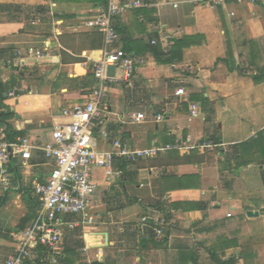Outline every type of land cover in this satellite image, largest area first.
I'll return each instance as SVG.
<instances>
[{"label":"crops","instance_id":"1","mask_svg":"<svg viewBox=\"0 0 264 264\" xmlns=\"http://www.w3.org/2000/svg\"><path fill=\"white\" fill-rule=\"evenodd\" d=\"M106 1L0 0V59L11 61L0 63V83L8 122L24 133L18 138L42 147L61 113L86 103L104 39L85 22ZM143 1L147 7L115 21L116 48L130 56L135 72L129 85L110 84V112L95 122L94 137L99 151L119 140L161 153L116 160L114 179L95 172L94 224L64 233L58 264H264V0L215 9L189 0ZM46 45L42 59L15 56ZM179 89L186 95L178 96ZM192 104L198 118L190 116ZM138 114L145 120L133 122ZM213 139L219 140L213 151L202 147ZM50 164L33 150L30 160L16 156L4 166L0 264L33 221V181L46 179ZM160 218L163 237L153 224ZM50 259L37 251L27 264Z\"/></svg>","mask_w":264,"mask_h":264},{"label":"built area","instance_id":"2","mask_svg":"<svg viewBox=\"0 0 264 264\" xmlns=\"http://www.w3.org/2000/svg\"><path fill=\"white\" fill-rule=\"evenodd\" d=\"M246 0H189L193 5H205L211 9L225 7L228 4H242ZM254 1V0H251ZM147 7L143 0H107L106 5L94 17L85 22L87 29L100 33L104 39L101 58L93 62V76L96 85L90 92L84 105L61 113V121H55L49 140L40 148L34 146L28 138H17L8 142L0 135V183L4 181L5 165L11 158L21 156L23 160L32 158L33 150L43 153L52 169L44 180L35 178L33 190L37 199L34 219L19 236L14 254L3 264H27L35 252L42 251L45 259L51 257V264H58L63 253L61 243L64 233L74 230L80 225L94 224L89 215V201L95 195L98 185L94 174L103 170L107 177L114 179L120 176L114 170L116 160L137 162L158 157L160 149L132 150L123 142L115 141L107 151H99L95 145L96 121L110 112L107 101L111 83L120 82L129 85L134 76L135 66L130 56L122 49L116 48L121 38L115 21L128 11ZM41 23V19H37ZM49 46L38 49L29 46L18 50L15 56H28L42 59L49 51ZM2 64H10L7 60ZM110 67H115L113 76L109 74ZM119 70L121 73H119ZM193 72L192 69H189ZM178 96L186 95L184 89L177 91ZM13 96V93L10 94ZM191 118L199 117V106L190 107ZM145 120L144 114L133 117V122ZM104 138L106 132H102ZM192 141V137H187ZM202 147L213 151L216 147L211 142L202 143ZM142 187L144 185H141ZM78 216L81 220L71 221L69 217ZM148 215L142 217L144 225L149 224ZM165 219L160 218L153 223L158 237H163L162 227Z\"/></svg>","mask_w":264,"mask_h":264},{"label":"trees","instance_id":"3","mask_svg":"<svg viewBox=\"0 0 264 264\" xmlns=\"http://www.w3.org/2000/svg\"><path fill=\"white\" fill-rule=\"evenodd\" d=\"M178 45H183L184 42H178L177 43ZM166 63H171L172 61L169 60V61H165ZM243 75H247V71H245L243 69V72H242ZM253 79L254 80H257L258 77H256V75H253ZM7 93V88L5 87L4 84L0 83V127L4 126L5 125V130H4V133H3V136H5L6 140H8L9 142H12L15 140V138H18V137H24V133H21V132H17L12 125H10V123L8 122L9 118L12 116V113L10 112L9 108L4 104L5 100L7 99L5 97V94ZM209 142H212L214 144H219V140L218 139H213V140H210ZM245 146V145H244ZM11 164L12 165H15L13 163V160L11 161ZM121 166L120 168L121 169H125L127 164L125 162L123 163H120ZM11 165V166H12ZM12 167H15V166H12ZM14 169H12L13 171ZM16 170H14L15 172ZM34 216H35V211H33L32 215H31V218L34 219Z\"/></svg>","mask_w":264,"mask_h":264},{"label":"water","instance_id":"4","mask_svg":"<svg viewBox=\"0 0 264 264\" xmlns=\"http://www.w3.org/2000/svg\"><path fill=\"white\" fill-rule=\"evenodd\" d=\"M114 73H115V67H110V69H109V74H110L111 76H113ZM93 264H103V263H101V262H99V261H95Z\"/></svg>","mask_w":264,"mask_h":264},{"label":"rangeland","instance_id":"5","mask_svg":"<svg viewBox=\"0 0 264 264\" xmlns=\"http://www.w3.org/2000/svg\"><path fill=\"white\" fill-rule=\"evenodd\" d=\"M119 73H121V71L119 70ZM14 176V175H13Z\"/></svg>","mask_w":264,"mask_h":264}]
</instances>
